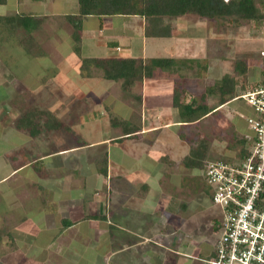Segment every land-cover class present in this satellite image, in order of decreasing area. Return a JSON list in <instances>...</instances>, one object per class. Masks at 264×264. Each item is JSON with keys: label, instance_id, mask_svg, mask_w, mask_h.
Here are the masks:
<instances>
[{"label": "crops", "instance_id": "1", "mask_svg": "<svg viewBox=\"0 0 264 264\" xmlns=\"http://www.w3.org/2000/svg\"><path fill=\"white\" fill-rule=\"evenodd\" d=\"M8 2L0 5V23L17 15L41 19L38 28L30 33L5 24L13 35L24 36L17 43L24 51L23 57L33 56L36 62V58L48 55L47 50L39 49L40 42L45 48L46 43L58 40L67 41L71 55L77 59L74 68L63 69L69 77H60L64 85L72 84L66 93L61 88L41 93V87H35L36 79L31 77L23 81L10 77L3 83L6 101L2 106L6 105L7 122L5 128H0L4 131L0 135L10 151L23 147L25 157L38 142L34 138L39 137L43 142L49 137L61 143L63 130L68 138L74 135L77 140L67 146L59 143L48 151L38 150L25 161L18 162L19 156L12 153L7 157L12 164L8 173L0 177V183L29 170V176L26 173L18 184L7 188L9 197L5 195L7 220L5 230L0 232V245L8 263H30L27 259L44 262L52 252L62 264H153L161 258L166 261L168 254L206 261L196 257L205 237L204 228L203 233L201 226L193 233L186 230L184 240L174 237L176 230L183 227V220L177 218L188 200L184 193L198 185L201 174L193 163L200 158L193 152L199 141L184 139L193 133L189 129L186 134L185 130L198 122H183L173 106L174 90L176 83L183 89V104L198 102L193 85H202L205 91L207 84L203 80L207 74H228L236 59L231 55L237 48L232 44L237 37L232 30L242 26H236L231 19L196 14L162 17L154 23L137 15H86L75 40L67 16L78 14L77 0ZM8 5L14 13H7ZM57 16L60 18L56 23ZM102 47L104 57L84 54L86 49L102 51ZM83 58L170 59L176 63L169 71L157 70L152 78L137 82L129 93H123L119 83L117 86L100 77L81 78L79 66ZM34 95L49 98L44 103L48 110L39 116L34 130H25L18 122L25 111L16 106L21 97L30 102L36 98ZM111 116L122 123L111 125ZM247 129L236 133L245 134ZM200 153L202 158L204 150ZM52 157L59 160L53 162ZM40 162L43 168L34 171L32 166ZM205 188L202 187L204 194ZM54 200L57 202L53 206ZM18 248L37 252L16 254ZM130 250L135 254L137 251V256L113 261L116 254ZM211 250L206 254L208 259Z\"/></svg>", "mask_w": 264, "mask_h": 264}, {"label": "rangeland", "instance_id": "2", "mask_svg": "<svg viewBox=\"0 0 264 264\" xmlns=\"http://www.w3.org/2000/svg\"><path fill=\"white\" fill-rule=\"evenodd\" d=\"M13 0H9L8 4L11 5ZM10 5H8L7 9L10 8ZM11 9V8H10ZM8 9L7 13L12 14L14 13L13 10ZM5 10L2 9V11ZM34 12L41 13L36 8H33ZM60 17L57 16V19H54V21L57 23ZM2 23H0V128H5L7 117L5 115V109L6 105L2 106V102L5 103V93L2 90L3 83L7 82L10 77H14L17 79H20L23 81L26 78H33L36 79L34 82L37 84L34 85L40 86V92L41 90L43 92H52V90L57 89L59 90L61 88L62 93H66V91L70 88L72 89L70 82L68 84L64 85L62 80L60 79L61 76H68L64 74V70L68 71L69 67L74 68V62H76V57L74 55H71V50L69 49L68 42H48L46 43V47H43V43L40 42L39 49L41 50H47L48 55L45 54L43 57H38L35 59L36 62L32 61L34 58L30 55H24V51H22L21 48L17 46V43L19 39L23 38V35L19 34H12V32L7 30V26L4 24L3 20H1ZM62 28L59 30L61 31ZM234 33L237 34V37L233 39L232 44L236 46L235 50H233L232 54L235 58L244 59L248 62L249 66V72L246 79V82L243 81L241 77H237L238 81V87L236 93L244 92L243 87L245 86L246 89L249 88L251 85L256 83L260 77H261V69L259 70V63H260V57L262 55V52L264 51V42L261 40L260 34L258 32V27H256L255 23H248L243 25L241 28H237L236 30H232ZM62 32H60L61 35ZM99 43L97 41H94V43ZM57 44V45H56ZM100 46V45H99ZM99 51L97 49H86L84 51L85 55H89L91 57H104V51ZM22 51V53H20ZM64 69V70H63ZM227 70V69H226ZM228 71V70H227ZM73 72V71H72ZM228 74L232 73V70L227 72ZM224 73H210L207 74L206 77L202 80L207 86L212 84L215 80L220 78ZM41 78H44L42 82H39L37 80H41ZM263 78V76H262ZM261 78V79H262ZM62 83L64 86L60 85ZM117 84V83H116ZM201 84V82H200ZM60 85V86H59ZM240 85H243L241 88ZM62 86V87H61ZM117 86H119L117 84ZM192 88L195 93H197V96L195 94L196 99H198L199 104H201V100L198 97V94H204L203 86L197 87L196 85H193ZM206 86V87H207ZM34 88V87H33ZM36 89V88H35ZM33 89V90H35ZM69 91V90H68ZM39 92V93H40ZM41 92V93H43ZM38 94V93H36ZM36 98H32L30 102H24V97H21L20 104L17 103L16 107L17 109H24V117L22 115L20 116L19 125L21 127H25V130H34L37 127L38 118L39 116L46 112L48 110V103L49 98L46 97L45 99L43 96L40 95H34ZM90 97L88 98V100ZM35 103V104H34ZM205 103L208 106H213L215 104V100L213 97H206ZM226 107L221 109L219 113H214L206 116L205 118L201 119L196 123L197 125H191L190 128H187L185 130V133L187 134V130H191L193 133L188 137L185 136L186 140L189 142L194 141V139H198L199 142L203 141L206 143V145L210 146V149L207 150V158L206 160H218L223 159L225 154H232L233 151H230L228 148L230 146V140H231V134L233 132H242L245 131L247 128L246 123L244 122V118L248 117L251 114V110L248 109L241 101H229ZM80 107V106H79ZM3 111H2V110ZM43 110V112H40ZM23 129V128H22ZM248 130V129H247ZM2 131V129H0ZM4 132V131H2ZM61 135L63 133V136H61L62 139L61 143L58 142L57 138H46V142H43L44 140L39 138H34V141L37 140V144L33 145V149L29 150V154H26L25 157L23 156L24 150L23 147L15 150H9L6 143L5 138L3 139L2 135H0V177L4 176L8 173V168L11 167L12 162L7 159V157H10L11 153L19 156V161H25L27 160V157H32L35 152L38 150L41 151H48L50 149L56 148L59 143L62 146H67L71 144V142H77V140L74 138L73 133L71 132L70 135H73L71 137L66 136V131L63 130L60 132ZM198 135L197 138H194L193 136ZM67 137V138H65ZM20 139V138H19ZM86 141L89 140V138H85ZM78 141H81L80 138ZM79 143V142H78ZM184 146V145H183ZM209 152V153H208ZM236 154V152H234ZM59 160V157H52V161ZM57 162V161H56ZM41 170L43 168V163H36L32 166V169L34 171ZM27 173V174H26ZM29 176V170L21 171L15 178H13L11 181H6L0 183V232L5 230V222L7 220L6 213H7V206L8 201L5 198V195L9 197L6 193L8 190L7 188H10L11 185H16L20 181V177L23 178V175ZM200 176L202 177V171ZM198 176L199 182L196 187L193 189H190V191L185 192V196L188 198V200L185 202L186 207L183 211L180 212V217L177 219L183 220V227L182 229L179 228L176 230V233L174 237L179 240H184L183 236L185 234V231H189L191 233L195 232V230H198V227L201 226V233L204 232V239L201 240L197 252L200 254H197L198 258L201 259H208L207 253L209 254V251L212 249L213 243L216 238H219L220 232L217 231L216 227V221H218L221 218V212L220 209L214 205L211 201V198L208 196L209 194L206 191L205 188V194L202 192V187H205L203 177L201 178ZM35 183H40L38 180ZM39 185V184H38ZM21 188V187H20ZM17 189V190H20ZM177 191V188L176 190ZM49 196H51V192L49 193ZM53 199V197H52ZM67 197L64 198V202H62V206H64V203L66 201ZM53 206L56 204V200L52 201ZM10 215V213H9ZM181 222V223H182ZM204 228V231L202 232ZM184 229V230H183ZM193 231V232H192ZM123 234V233H121ZM7 239H4V242L6 244ZM1 247V245H0ZM5 248V247H4ZM137 250V249H136ZM29 253L30 255L37 252L35 249H25V248H18L16 249V254H26ZM55 252L50 253L48 255L50 258L47 260H44V262L40 260L38 261H30L27 259V264H62L57 259L54 258ZM131 255V256H137V251L135 254V251H129L127 253H120L116 254L113 258V261H121L122 258ZM168 258L166 261L160 259V261H157L158 263L153 264H206L204 260H198V259H189L188 257L181 258L180 256L177 257L174 254H168ZM18 262L19 260H14V262ZM164 261V262H163ZM0 264H14V263H8V260L5 258V249H3V246L0 249ZM23 264V263H22ZM64 264V263H63ZM144 264V263H143ZM146 264V263H145Z\"/></svg>", "mask_w": 264, "mask_h": 264}, {"label": "trees", "instance_id": "3", "mask_svg": "<svg viewBox=\"0 0 264 264\" xmlns=\"http://www.w3.org/2000/svg\"><path fill=\"white\" fill-rule=\"evenodd\" d=\"M7 0H0L4 5ZM78 14L67 16L74 29V38L80 30L82 17L86 15H137L144 17L148 23H154L162 17H179L185 14H196L204 18L231 19L236 26L255 23L259 27L264 19V0H77ZM4 24L8 27L22 28L27 33L38 28L41 19L31 16L17 15L5 18ZM28 39V38H27ZM78 53V47L75 46ZM170 59H133V58H83L80 61L79 74L83 79L100 77L103 80L120 84L123 93H129L131 88L144 79L152 78L157 70H170L175 65ZM249 72L248 62L236 58L232 61V73L224 74L218 81L207 86L200 96L201 104L194 100L183 104L181 97L184 94L181 86L176 83L173 106L179 110L183 122L193 124L206 115L214 114L217 110L233 100L238 93L237 77L246 82ZM242 88L243 85H240ZM246 90V87H243ZM213 97L215 104L211 107L205 103L206 97ZM111 125L122 123L117 117H110ZM229 150L238 155L244 153L242 136L231 134ZM209 146L199 142L193 152L200 158L193 163L202 171L207 161L206 154ZM200 150H204L201 158ZM222 160H228L224 156ZM189 164V159L185 161ZM207 191V189H206ZM208 193V192H207ZM209 196V195H208ZM67 225L66 223H63Z\"/></svg>", "mask_w": 264, "mask_h": 264}, {"label": "built area", "instance_id": "4", "mask_svg": "<svg viewBox=\"0 0 264 264\" xmlns=\"http://www.w3.org/2000/svg\"><path fill=\"white\" fill-rule=\"evenodd\" d=\"M258 32L264 42V19ZM260 69V79L231 100L251 110L244 118L248 131L240 135L244 153L208 160L202 170L209 197L221 212L220 236L206 264H264V51Z\"/></svg>", "mask_w": 264, "mask_h": 264}]
</instances>
